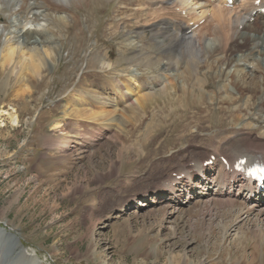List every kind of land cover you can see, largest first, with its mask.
<instances>
[{
  "label": "rangeland",
  "instance_id": "rangeland-1",
  "mask_svg": "<svg viewBox=\"0 0 264 264\" xmlns=\"http://www.w3.org/2000/svg\"><path fill=\"white\" fill-rule=\"evenodd\" d=\"M119 1L71 2L68 14L46 12L42 4L22 15L1 7L0 62L9 44L21 41L24 26L45 29L49 42L40 52L49 54L36 80L25 79L28 70H19L17 57L15 64L0 65V120L6 119L0 124V225L40 264L255 263L261 253L253 251L250 231L264 235V220L255 226L243 197L220 196L225 180L208 199L193 194L187 200L184 189L189 175L199 180L201 169L221 166L217 160L205 165L207 154L230 158L247 136L263 134L257 119L264 110L255 108L264 94L239 89L264 87L263 47L259 55L252 52V60L250 52H228L233 63L221 65L225 55L203 33L196 40H203L205 51L188 72L178 48L170 52L178 57L176 67L165 56L156 64L136 63L139 54L149 53L153 62L165 52L152 37H135L144 32L135 19L121 23ZM138 42L151 43L140 50ZM99 55L109 57L102 61ZM251 61L254 69L247 66ZM133 85L152 94L148 103H135ZM121 94L129 101L125 111L110 106L121 104ZM11 109L13 126L1 114ZM56 122H62L59 129L52 127ZM194 163L199 165L187 166ZM222 169L213 168L214 180ZM244 209L250 218H239ZM256 211L264 215L263 207ZM15 258L13 247L0 239V264H14Z\"/></svg>",
  "mask_w": 264,
  "mask_h": 264
},
{
  "label": "bare ground",
  "instance_id": "bare-ground-1",
  "mask_svg": "<svg viewBox=\"0 0 264 264\" xmlns=\"http://www.w3.org/2000/svg\"><path fill=\"white\" fill-rule=\"evenodd\" d=\"M81 1L82 0H36V2H38V3L30 4V0H0V9H1V7H3V5H7L9 7L10 12H11L10 14L18 12L19 15H22L23 13H25V11H29V10H33V9L37 10V7H38L37 5L42 4L46 8V12L48 10H53L54 12H60L62 14L63 13L66 14L68 12L67 7L70 5L71 2L80 3ZM83 1L85 3L89 2V0H83ZM126 1H127L126 3H125V0L119 1L120 4H122L124 6L123 7L121 6V9L117 8L118 12H116V13H118L119 17H122V20H120L121 23L126 24V22H124L125 18H130L131 20L135 19V21H137V24L140 23V27L144 28V32H141L140 34L136 33L135 37L136 36L139 37V35H142L147 39L150 36V37H152L151 41L153 40V43L155 44L156 49H161L163 53L165 52V54H162V55L158 54L157 58L154 57L153 62H152L153 56L151 57L149 53L147 55H145V54L140 55L139 54V56H137V58H136V63H138L140 61H144V62H146L145 63L146 65H148L149 63H155L156 64L158 62V60L162 61V58H164V56H165L167 59V61H166L167 65H171L173 67H176V65L179 61L178 57H176L174 55L170 56V52H171V49L178 48V52H180L184 56V58H186V60H184L185 61L184 69L186 72H188L189 66L194 63L193 58L203 54V52L205 51V49L202 47L203 40L202 39L199 41L196 40V38H198L203 33L204 34L208 33L211 36V38L218 43V46H217L215 51H218V53L224 54L225 58L222 62L225 61L226 63H229V64L233 63V60L230 59V55L233 54L234 51L242 52L243 54H244V52H250L249 58H250V60H252V58H253L252 52L254 50H257L256 52L258 55H259L258 50H260L261 46H263V50H264V40H262V38H264L263 37L264 36V19H263L264 13L260 12L262 7L264 6V0H260V6L254 5L256 0H249L248 2H245V4L241 5V7H240L241 9L239 11H237L231 17L229 16L230 10L226 6L224 0H214V2H210V0H146L144 2H142V0H126ZM35 6H36V8H35ZM119 13H125V14L120 15ZM31 15H32V17H34L36 14H31ZM253 16L255 18L261 19V20H258L257 23L254 25H250L246 21V19L253 17ZM201 20H203V22H202V24L199 25V22ZM76 23L80 24L78 19H76ZM130 24H133V23H130ZM130 24H128V25H130ZM195 25H196V30H192L191 27H193ZM237 25H243L242 30H238ZM249 26L251 27L252 30H250ZM140 27H139V29H140ZM228 27H231L234 30L230 31L228 29ZM2 29L0 28V31H3ZM208 29L210 31H208ZM44 30L38 26H37V28L36 27L35 28H27L26 26H24L22 29H20L19 34L21 33V35H19V37L21 38V41L20 42L18 41V42H15L14 44L8 45V48L5 50L4 53H2V58H1L2 61L0 62V65L1 66H9L12 63L15 64L14 60L17 57V59L18 58L20 59L19 60L20 61L19 70L20 71L28 70V75H27L28 77L26 76L25 79H27V80H34L35 79L36 80L37 77L39 76V72L42 69L43 64L46 61L45 59L48 58V54H49V53L48 54L47 53L42 54L40 52V49H41L40 47H44L45 44H47L49 42V38L45 37L46 34H45ZM242 31H247L248 34L243 35ZM253 32H255V33H253ZM149 43H151V42H147L146 44L138 42L137 46H139L140 50H143L145 47L149 46ZM246 46H247V48L245 50H243L242 48H244ZM28 47H30V48H28ZM146 49H148V48H146ZM241 49L243 51H241ZM47 51H49V49ZM138 52L140 53V51H138ZM166 52H168V54H166ZM228 52H230L231 54L229 55ZM18 53H20V54L18 55ZM222 56L223 55H221V57ZM99 57L101 58L100 55H99ZM106 57H109V56L104 55L103 59L101 58V60L104 61ZM260 59H262V58H260ZM206 62H205V66H206ZM222 62H221V65H224L225 62L224 63H222ZM234 63H237L236 59H234ZM250 64L253 65V66H251V69L252 68L254 69L256 67V65H254L252 61L248 62L247 66L249 67ZM184 69L181 71V75L179 77L183 78L182 74L184 73ZM19 74H20V72H19ZM20 76L22 77L21 74H20ZM243 76L244 75L242 74V77ZM170 77L171 76H167V78H169V79H170ZM262 77H263V83H264V75ZM196 79H197V77H196ZM136 82L137 81H136V77H135L133 79V83L136 84ZM198 82L200 83V82H202V80L200 81L198 79ZM109 88H111V87L109 86ZM200 88L203 89L204 86H201ZM239 89L242 90L244 93L246 91L247 94L249 92H251V94H252L253 91L257 92L260 96L262 94H264V87L258 86L257 83H251V87L245 86L244 88L241 87ZM106 90H108V87ZM123 94H121V97L118 98L120 100L121 104H117V103L113 102L110 105V102L113 100H109L108 104L110 106H112V108H114V109H119L121 106H124L123 108H121V110L122 109L124 110V108H127L129 105L128 104H127L128 106L125 105L128 101V97L124 96ZM131 94H133L132 95L133 97H136L134 101H135V103L138 102V105H143L146 101H149V99H151V97H152L151 96L152 94L150 92L141 91V89L139 88L138 85L132 86V93ZM254 94H256V93H254ZM262 97H264V96H262ZM113 99L116 100L114 97H113ZM248 99L250 100V97ZM146 103H148V102H146ZM96 105H98V104H96ZM262 109L264 110V99H263L262 104L258 105L255 108V110H256L255 113L261 112ZM11 111L13 112V109H11ZM104 113H106V112H104ZM1 114L6 115L7 120L9 119V123L12 126L16 125L17 120H16V115L14 114V112L13 113L1 112ZM241 118H243V117H241ZM257 120L259 123H264V116L262 118L259 117ZM2 121L4 122V121H6V119L5 120L1 119L0 124L2 123ZM61 123L62 122H56L52 127L54 129H57V128L59 129V127H61ZM65 146H66V144H65ZM242 158H246L247 163H250V162L257 160V159H264V132H263V134L260 133L259 135L255 136V137H251L250 135L247 136L245 138V141L237 148L235 153L230 158H227L226 160L230 166H233L236 161H238L239 159H242ZM220 167H222L223 169L220 173H219V171L217 172L219 179L217 178L214 180L215 173H214L213 168H220ZM220 167H214V165H212V166H209L208 168L201 169L199 171V174H201V178L199 180H195L196 175H194V174L189 175L187 187H186V189H184L185 198L192 199L191 196L193 194H196L198 196L202 195L204 198L208 199V197H210V195H214L216 193V191H218L221 184L225 180V185L222 186V188H221L222 190L219 193V195L220 196H227L229 198L243 197L245 202L251 206V209L255 213L254 217H256V218H255L254 224L256 227L259 228V224L260 223L263 224L264 215L262 214L261 211H256V210L259 209L260 207L264 208V188L260 189L259 187L253 185L249 180L243 178L242 175H240L236 172L230 171V170H226V167L223 164H221ZM183 178H185V176ZM183 178H179V180H181ZM214 189H216V190H214ZM172 191H175V190L172 189ZM238 192H239L238 195L232 196L233 193H238ZM172 193H173V196L176 197L175 192H172ZM178 195L179 194H177V196ZM237 205H236V207H238ZM227 207H229V206L227 205ZM244 210L245 211L238 213V214H240L239 218L241 216L245 217V219L250 218L249 216L245 215L246 213H248V209H244ZM257 217H262V220L257 219ZM252 222H253V220H252ZM257 224H258V226H257ZM244 233L246 234V232H244ZM245 234H243V235H245ZM250 234H252V236L254 237V241L252 243V247L254 248L253 251H255V253H259V252L261 253L258 260L255 261V263L253 262V264H264V250L262 249L263 245H264L263 244L264 235H262L258 231H252V232L250 231ZM243 235H242V237H243ZM233 237H235V236H233ZM246 238H248V237H246ZM0 239H4V240L8 241V243L13 247V250L16 253V258H15L14 264H40V261L34 255V253H31V251L28 252L25 248L22 247L18 236L12 232H8L1 225H0ZM240 239H241V237L236 238L235 240L239 241ZM258 249H261V250L259 251ZM251 257H253V256H251ZM242 259H244V257ZM247 260H249V259L247 258ZM236 262L237 261H234V263H232V264H237ZM243 263L249 264V262L247 263L246 258L242 262V264Z\"/></svg>",
  "mask_w": 264,
  "mask_h": 264
}]
</instances>
